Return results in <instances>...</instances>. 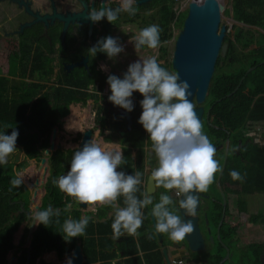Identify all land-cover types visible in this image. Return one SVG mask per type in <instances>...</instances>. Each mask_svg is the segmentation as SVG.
Masks as SVG:
<instances>
[{
  "label": "flooded vegetation",
  "instance_id": "obj_1",
  "mask_svg": "<svg viewBox=\"0 0 264 264\" xmlns=\"http://www.w3.org/2000/svg\"><path fill=\"white\" fill-rule=\"evenodd\" d=\"M187 1L148 0L137 3L135 7L138 10L135 16L130 17L126 13H121L119 19L112 24L106 18L97 23L84 18L88 8L95 6L99 9L105 0H0V16L4 17L0 19V26H2L0 41L2 44L5 42L3 47L9 49L16 47L24 50L23 59L25 63L27 62V74L24 80L42 84L50 81L49 84L58 86L65 85V75L71 76L72 84H74L72 88L77 91L74 95L79 98V101L74 103L80 107L81 105L86 107L87 123L85 126L81 125L82 128L75 126L76 128L73 129L76 146L71 149L75 151L79 146L85 130L90 132L88 140L93 138L106 148L121 149L126 162L118 170H123L127 174L140 171L143 174V182L137 194L142 198V193L147 191L148 183L151 181L153 188L149 193L154 201H158L160 194L165 190L157 187L150 177L151 170L157 166V160L152 152L147 132L138 123L142 112L139 101L143 97L139 92L133 93L135 107L133 111H127L130 116V127H127L125 109L115 106L107 98L111 93L106 80L109 74H116L122 78L129 63L139 58L133 48L134 45L132 47L128 39L135 29H126L127 23H136L146 18L145 16H149L146 18L147 24H156L157 21L152 18L158 17L166 6L171 7L175 12L176 20L181 13L178 4H184ZM107 3L111 7L119 6V0H107ZM231 20L244 25L232 17ZM21 25H24L22 30H20ZM182 26L183 23L180 26H174L172 22L170 36L164 38L163 31L161 33V40L166 41L162 47L157 50L144 48L140 52H145L144 56L157 55L162 66L169 71L176 72L172 59L175 41L180 32L174 39L171 58H168L167 53L169 42L174 37V28H182ZM108 35L119 37L120 42L125 45V51L114 59H109L105 53L101 52H98L95 57H90L88 49L95 45L101 37ZM251 48L252 44L245 50ZM85 58V63L81 64L80 62ZM38 60L52 69L51 75L45 78L30 75L32 66ZM101 65H106L107 70H101ZM83 78L86 79L84 86H75L81 83ZM210 85L211 81L209 87ZM209 87L204 100L199 102L195 94L190 100L196 105V109L201 108L200 120L203 122L204 132L217 147L216 158L220 161L223 171L217 174L216 181L209 187L208 192L200 194L197 216L195 218L184 217V219L193 220V234L197 241L196 249H190L188 246L189 236L176 243L171 241L166 234L154 235L152 239L155 238L158 247H153L147 235L154 232L150 214L151 206H149L143 210L145 218L142 227L138 230L139 234L121 237L123 239L122 256L117 262L155 264L158 259L159 264H264V208H237V193L226 189L231 183L229 173L245 163L240 150L229 153L228 149L236 147L241 149L242 141L235 140L231 131L215 122L210 115ZM255 126L248 124L252 135ZM259 127L262 126L259 125L256 128L257 131ZM54 128L57 129V127ZM252 137L251 143L264 145L257 134L256 137ZM246 195L249 194L244 193L242 197L245 199ZM173 198L176 199L175 196ZM245 202L247 205L246 199ZM119 203L123 206V202L119 201ZM97 208L111 207L97 206ZM181 215H184L183 212ZM144 243L146 247L142 248ZM71 249L73 248L69 247V252ZM113 262L116 261H108L109 264Z\"/></svg>",
  "mask_w": 264,
  "mask_h": 264
},
{
  "label": "clouds",
  "instance_id": "obj_2",
  "mask_svg": "<svg viewBox=\"0 0 264 264\" xmlns=\"http://www.w3.org/2000/svg\"><path fill=\"white\" fill-rule=\"evenodd\" d=\"M192 2L201 7L205 4V0ZM136 4L137 0H119L118 7H111L105 0L99 9L95 6L88 8L84 18L93 23L106 18L114 24L121 13L135 16L138 10ZM162 31L159 24L153 23L133 35L130 42L137 55L144 48L157 50L162 47L166 43L161 40ZM88 51L90 57L101 52L109 59H114L125 51V45L119 37L108 35L101 37ZM138 57L129 63L122 78L116 74L107 76L106 82L111 93L107 98L115 106L131 112L135 107L133 93L142 95L143 99L139 101L142 112L138 123L147 132L157 160L150 177L157 187L165 190L159 200L154 201L147 191L142 193V198L137 195L143 174L140 171L127 174L118 170L126 162L123 151L106 148L93 138L76 148L67 172L53 179L52 183L77 203L89 206L93 213L97 206H110L114 240L138 235L145 218L143 210L151 206L150 214L155 222L154 232L147 234L148 239L166 234L171 241L179 243L194 232L193 220H185L184 217L197 216L200 194L208 192L223 168L216 158L217 147L204 132L203 122L195 111L196 105L189 100L192 95L190 85L181 80L178 73L162 66L157 55ZM100 67L101 70H107L106 65ZM18 136L19 132L14 127L10 134L0 132V165H6L8 157L15 152ZM239 150V147L229 148L228 152ZM229 175L234 181L244 180L237 170H232ZM23 183L24 178L20 175L10 180L13 188H19ZM121 198L123 206L119 203ZM71 209L72 204L69 203L63 211ZM61 211L49 205L43 210L32 212L30 220L36 225L47 226L53 217L61 215ZM91 219L88 215L78 219L66 218L61 230L65 241L71 242L72 238L82 237ZM75 255L73 252L66 264H73Z\"/></svg>",
  "mask_w": 264,
  "mask_h": 264
},
{
  "label": "trees",
  "instance_id": "obj_3",
  "mask_svg": "<svg viewBox=\"0 0 264 264\" xmlns=\"http://www.w3.org/2000/svg\"><path fill=\"white\" fill-rule=\"evenodd\" d=\"M186 14V11L181 12L175 20V12L166 6L158 17L152 19L163 29L165 38L170 36L171 23L180 26ZM225 14L244 25L230 23V31L225 32L223 41L228 43V48L225 56H219L215 64L208 100L211 105L210 115L215 122L231 131L235 140L242 141L240 153L245 163L240 164L237 171L244 176V180L234 181L227 176L231 183L226 189L237 193V208H247L242 194L264 193V145L251 143L257 130L253 128L252 135V130L248 127V124L264 123V0H228ZM225 27L227 29L228 25ZM3 44L0 41V132L10 134L13 127L16 128L19 132L17 148L9 157L17 159L22 150L26 154L25 161L15 165L16 173L12 169L14 160L0 165V264H7V253L15 246L13 234L25 221L29 210L27 188L32 187L37 166L33 159L37 160L43 154V150L49 145L52 129L61 126V118L68 114L69 105L79 101V98L74 95L77 91L72 88L74 84L71 76L65 75V85L54 86L50 91L43 90L44 84L26 82L24 77L27 74V62L23 59L24 50L16 47L9 49L3 47ZM250 44H254V47L246 51L245 48ZM253 66L256 67L247 71ZM51 72V68L38 60L32 66L30 75L45 78ZM242 77L244 78L238 88L227 96ZM81 80L75 86L82 87L86 79ZM82 101L84 103L85 100ZM73 153L74 149L58 148L48 158L50 170L39 210L52 205L62 211L59 217L52 218L50 224H39L33 231L28 264H49L39 259L44 252L54 250L61 258L65 245L73 248L79 241L83 248L84 264H95L92 261L98 260L102 261L100 264H109L105 262L109 255L93 246L95 233L98 234L96 238L101 247L112 238L111 218L104 224L99 223L96 231L90 220L85 234L72 238L71 242H66L62 236L63 221L68 217L78 219L80 210L72 208L68 212L63 211L71 199L54 186L52 181L67 172ZM17 175L24 178V183L19 188H13L10 180ZM72 201L76 203L73 198ZM26 233L17 246L19 254L15 256V264L25 263L27 246L23 245ZM47 257L50 258L49 255Z\"/></svg>",
  "mask_w": 264,
  "mask_h": 264
},
{
  "label": "water",
  "instance_id": "obj_4",
  "mask_svg": "<svg viewBox=\"0 0 264 264\" xmlns=\"http://www.w3.org/2000/svg\"><path fill=\"white\" fill-rule=\"evenodd\" d=\"M146 1L148 0H137V3L140 4ZM227 4L228 0H205V4L201 7L197 6L192 0H190L182 30L175 41V49L172 59L173 67L179 74L181 80L186 81L190 85L192 95L195 94L196 99L199 102L204 100L207 94L218 57L225 56L227 51L228 44L227 42H224L223 39L225 32L230 30V26H228L227 29L225 26L219 28L221 12L225 9ZM23 26L24 25L20 26V30H22ZM85 60L86 58L80 63L84 64ZM255 67L256 66L250 67L247 71H251ZM243 78L244 77L241 78L234 90L227 94V96L238 88ZM192 95L189 96V100ZM195 111L200 118L201 108L195 109ZM124 113L128 120L127 127H130V116L127 110H125ZM56 131V128L52 129L49 145L43 150L42 156H39L40 164L38 166V173L41 170V175L38 177L39 175L37 173L35 174L32 202L36 200L38 193L40 194V197L45 193V182L49 171L47 155L60 147V145L55 142ZM89 135L90 132L88 130L83 132L79 147H82L83 143L88 141ZM152 188L153 184L150 181L148 183L147 191H152ZM77 204L82 208L86 207L85 205ZM39 205V203L35 204L33 211L29 208V214L26 218V221H30V224L26 235L27 250L24 264L29 263L31 236L37 227V225L30 220V214L39 209ZM181 212H183V210H181ZM151 219L154 224V217L151 216ZM188 236V246L190 249H196L195 245H197V241L195 234L192 233ZM73 252L76 254L73 258V264H82L84 256L79 243H77L70 252L69 246H64V255L68 254L70 256ZM11 259L13 260L15 257L12 256ZM9 264H11V262Z\"/></svg>",
  "mask_w": 264,
  "mask_h": 264
},
{
  "label": "rangeland",
  "instance_id": "obj_5",
  "mask_svg": "<svg viewBox=\"0 0 264 264\" xmlns=\"http://www.w3.org/2000/svg\"><path fill=\"white\" fill-rule=\"evenodd\" d=\"M189 2H190V0H188L184 4H181V3L178 4V6L180 7V12L186 11ZM225 9H226V7H225ZM225 9L221 12L219 28L221 26H225V25L229 26L230 23H237V22L231 20V16H228L227 14H225ZM141 12L144 13L143 11H141ZM145 17L149 18V16H145ZM1 18H4V17L0 16V19ZM146 18H143L142 20H139L136 23H129V24L127 23L125 25L126 29H135V31H133V33H131V35H129V37H128L129 41H130V38L133 35H135L141 28H143L147 25H150V24H147L148 21ZM1 28H2V26H0V31H1ZM181 30H182L181 27H175L173 30L174 37L171 38V40L169 42V46H168L169 51L167 53L168 58H171V51H172L174 39L176 38L177 34L179 32H181ZM130 44L133 47V43L130 42ZM252 47H254V44L252 45ZM143 53L145 54V52H140V53H138V55L144 56ZM51 73H48L47 75L49 76V75H51ZM47 75H45V76H47ZM44 80H47V79H44ZM26 82H29V81L27 80ZM49 83H50V81L47 84L46 83L44 84L43 90H46V91L49 90L50 91L55 86L54 84H49ZM40 84H42V83H40ZM86 117H87V115H86L85 105H83V106L81 105V107H80L78 104H75L74 102L69 105V112L67 115H65L64 117L61 118V126L56 131L55 142H56V144L60 145L61 149L73 148L76 146V139L74 138L75 136L73 134V129L76 128L75 126H77V127L81 126V125L85 126L87 123ZM259 125L262 127H259V129L257 131V137L259 138V140L261 142H264V123L257 124L256 126L255 125L254 126H255V128H257ZM80 128H82V126ZM25 158L26 157L22 152H20L19 156L15 160H14V158H11V157L8 158V163H11L14 160V163H13L14 166L12 165V169L14 168V170H13L14 173L17 172L15 165L23 163V161H25ZM47 158H48V155H47ZM33 161L37 165L34 173H37L40 177L41 170L38 173V166L40 164L39 163L40 160L39 159H37V160L33 159ZM33 187H28V188L26 187L28 192H29V203H30V208L32 209L31 211L34 210L35 204L40 203L39 202V200H40V194L39 193L37 195L36 200L32 202V195H33V191H34ZM245 199L247 201V208H264V193H252V194L246 195ZM74 204H76V203L74 202ZM29 224H30L29 221L28 222L23 221L17 230L18 233L17 232H16L17 234L15 233V235H16V237L14 236L15 237V241H14L15 246L13 249H11L7 253V256H6L7 264H9L10 262H11V264H15L16 259L12 260L11 258H12V256H16L19 254L17 246H18L19 241L22 238V236L26 233V230H28ZM26 235H27V233H26ZM23 246H27L26 238H25V244ZM68 257H69V255L63 256L61 259L55 258V259L51 260L47 257V255H45L44 260H47V262L49 264H66ZM39 259H42V257L40 256Z\"/></svg>",
  "mask_w": 264,
  "mask_h": 264
},
{
  "label": "crops",
  "instance_id": "obj_6",
  "mask_svg": "<svg viewBox=\"0 0 264 264\" xmlns=\"http://www.w3.org/2000/svg\"><path fill=\"white\" fill-rule=\"evenodd\" d=\"M60 148V147H59ZM24 155H25V157H26V154H25V152L22 150L21 151ZM51 154V153H50ZM50 154L48 155V158H49V156H50ZM47 158V159H48ZM48 161V160H47ZM49 174V173H48ZM48 176V175H47ZM33 186H35L34 185V180H33V183H32V187ZM33 189H34V187H33ZM64 195H66V194H64ZM41 199H42V197H40V200H39V202L41 203ZM70 199H71V201L69 202L70 204H72V208H75V209H78V210H80V217L82 216V215H88V216H90L92 219V222H93V229L96 231L97 229H98V224L99 223H101V224H104V223H106V222H108L109 220H110V218H111V212H112V209L111 208H97V210H96V213H93V211L91 210V208L89 207V206H86V207H84V208H82V207H80V206H78V204H74V202L72 201V198L70 197ZM35 201V200H34ZM39 203V204H40ZM77 203V202H76ZM17 232V231H16ZM15 232V233H16ZM15 233L13 234V243H14V241H15V237H16V235H15ZM18 233V232H17ZM16 233V234H17ZM97 233H95V244H94V246H93V248L94 249H100V250H102L103 251V253L104 254H108L109 256L107 257V259L105 260V262H107L108 263V261H116L115 262V264H121L120 262H117L118 260L120 261L121 260V253H122V243H123V239L122 238H119L118 240H114V239H108L107 241H106V243H105V245H103L102 247L100 246V244H99V239L98 238H96L97 237ZM15 236V237H14ZM153 240V241H152ZM151 242H152V246L153 247H155L156 246V248L158 247L157 246V244L155 243L156 241H155V238L154 239H151ZM77 243H79L80 245H81V248H82V244H81V242L79 241V242H77ZM76 243V244H77ZM154 243H155V245H154ZM75 244V245H76ZM146 243H144V244H142V248H143V246L145 245ZM135 247V246H134ZM133 247V248H134ZM92 248V247H91ZM135 249H136V247H135ZM82 252H83V248H82ZM45 255H49L50 256V258L49 259H51V260H53V259H55V258H59L58 256H57V253H56V251H54V250H52V251H47V252H44L42 255H41V257H42V259L44 260V256ZM63 256H65V255H63ZM62 256V257H63ZM83 256H84V254H83ZM61 257V258H62ZM61 258H59V259H61ZM15 259H16V257H15ZM46 259V258H45ZM46 262H47V260H45ZM157 261H158V259H157ZM16 262V261H15ZM93 263H95V264H100L102 261L100 260H98V261H92ZM82 264H84V259H83V262H82ZM156 264V263H155Z\"/></svg>",
  "mask_w": 264,
  "mask_h": 264
},
{
  "label": "bare ground",
  "instance_id": "obj_7",
  "mask_svg": "<svg viewBox=\"0 0 264 264\" xmlns=\"http://www.w3.org/2000/svg\"><path fill=\"white\" fill-rule=\"evenodd\" d=\"M177 14V13H176ZM223 62V61H222Z\"/></svg>",
  "mask_w": 264,
  "mask_h": 264
}]
</instances>
